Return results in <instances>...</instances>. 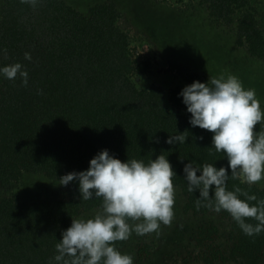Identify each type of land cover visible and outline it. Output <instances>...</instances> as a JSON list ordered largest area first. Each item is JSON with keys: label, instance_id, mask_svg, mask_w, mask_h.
I'll list each match as a JSON object with an SVG mask.
<instances>
[{"label": "trees", "instance_id": "16d2710c", "mask_svg": "<svg viewBox=\"0 0 264 264\" xmlns=\"http://www.w3.org/2000/svg\"><path fill=\"white\" fill-rule=\"evenodd\" d=\"M180 1L184 5L185 0ZM200 5L206 6L212 18L227 24L241 10L236 42L264 60V32L249 0H200L195 6ZM150 9L144 11L148 18L153 16L152 32L159 35L169 30L177 17L174 12L156 21L155 16H159ZM0 12V65L19 61L29 73L27 85L19 75L12 80L0 74V186L4 190L15 189L25 172L44 173L60 181L59 176L69 171L88 168L90 159L104 148L122 160L145 162L162 152L177 173L172 179L186 196L185 210L193 216L190 223L172 228L175 234L180 233L178 242H185L187 234L212 241L219 233L216 213L228 215L232 219L228 235L231 257L244 264L260 263L264 231L245 234L228 211H213L199 198L198 189L188 190L185 163H216L219 167L227 166L228 159L211 146L212 132L190 124L191 113L178 95L182 86L173 87L165 97L162 85L139 88L132 80L133 72H146L148 60L135 66L128 33L119 25L121 12L115 0L93 4L89 15L66 0H36L35 4L4 0ZM166 40L172 47L173 39L167 36ZM26 51L31 60L25 58ZM167 70L186 84L196 79L206 81L176 59L169 62ZM238 74L242 80L248 78ZM180 131L188 138L185 142L167 143L170 134ZM236 186L264 198V187L242 183L229 174L227 187L234 190ZM62 187L69 191L68 198L28 201L12 195L0 199V264H49L63 229L70 226L73 217L101 205L100 197L80 200L75 180ZM245 219L257 223L253 217ZM128 240L114 243L122 249ZM146 243L139 248L141 254L150 253L151 246ZM212 243L206 245L208 249ZM166 245L163 253L169 252Z\"/></svg>", "mask_w": 264, "mask_h": 264}, {"label": "clouds", "instance_id": "9594fccd", "mask_svg": "<svg viewBox=\"0 0 264 264\" xmlns=\"http://www.w3.org/2000/svg\"><path fill=\"white\" fill-rule=\"evenodd\" d=\"M28 2L35 4L36 0ZM24 55L32 59L30 52ZM0 74L12 80L19 75L22 83L28 84L29 73L19 61L0 65ZM178 95L191 113L190 124L212 132L211 146L228 159L227 166L219 167L216 163H185L188 190L198 189L199 198L213 211H228L245 234L264 231V198L239 186L234 190L227 187L229 174L249 185L264 180V107L256 90L246 88L234 74L221 73L210 75L207 81L196 79L186 84ZM258 122L259 130L255 128ZM186 139L180 131L170 134L167 143ZM174 175L171 161L162 152L145 162L122 160L104 148L90 159L88 168L59 176L61 185L78 182L80 200L100 197L101 205L94 215L73 217L70 226L63 229L49 264H134L132 254L121 251L114 242L128 239L133 231L144 235L158 230L161 223H171ZM247 217L257 223L246 221Z\"/></svg>", "mask_w": 264, "mask_h": 264}, {"label": "rangeland", "instance_id": "374dc122", "mask_svg": "<svg viewBox=\"0 0 264 264\" xmlns=\"http://www.w3.org/2000/svg\"><path fill=\"white\" fill-rule=\"evenodd\" d=\"M4 0H0V11ZM82 13L89 15L90 7L105 0H66ZM121 12L119 25L128 33L130 52L135 66L148 60L146 72L135 71L131 74L132 80L139 88H148L152 84H160L169 95L175 86L186 85L181 78L172 71H168L169 62L173 59L185 63L193 70L199 72L207 81L211 76H219L231 73L241 75L239 78L246 88H254L264 107V60L258 59L248 53L246 45H238L236 40V25L241 10H237L230 23L217 21L209 15L206 6L196 3L200 0H115ZM256 10V17L264 32V0H249ZM175 4V6H174ZM145 8L155 10L158 15L155 19L164 17L167 13L174 12L176 19L170 22V29L165 32L153 33V16L148 18ZM143 10V13H142ZM149 10V13L151 12ZM1 13V12H0ZM167 15V16H168ZM171 19V18H170ZM159 29V28H158ZM168 30V32H167ZM185 34L188 37H184ZM158 35V36H157ZM173 39V46L168 47L167 36ZM183 36V37H182ZM185 39V40H184ZM242 53L241 55L239 54ZM249 83V84H247ZM170 107L168 98L165 100ZM259 122L255 128L259 130ZM57 178H50L44 173L25 172L17 187L6 191L0 186V199L5 196L17 195L21 200L68 198L69 191L59 184ZM264 187V180L256 183ZM175 187L174 216L170 224H160L158 230L138 235L134 231L129 237L127 244L120 249L134 257V264H244L231 257L228 235L232 219L228 215H215V223L219 233L212 241L201 240L194 235L179 243L180 233L175 234L173 229L178 224H187L192 221L191 211L185 210L186 196L180 187ZM100 207L91 211H84L75 218L94 215ZM207 220L210 218H206ZM149 242L150 253L141 254V247ZM214 243L208 249L206 245ZM166 245L168 253H163V245ZM216 254L211 256V252ZM141 254V255H140ZM223 256H226L223 259ZM208 257V259H206ZM259 264H264V252Z\"/></svg>", "mask_w": 264, "mask_h": 264}]
</instances>
